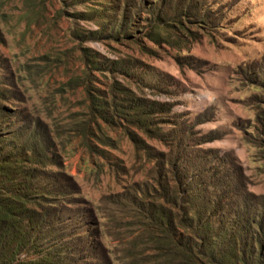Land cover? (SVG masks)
Wrapping results in <instances>:
<instances>
[{"label":"rangeland","instance_id":"rangeland-1","mask_svg":"<svg viewBox=\"0 0 264 264\" xmlns=\"http://www.w3.org/2000/svg\"><path fill=\"white\" fill-rule=\"evenodd\" d=\"M0 90V126L47 158L33 199L60 217L65 264H126L127 203L153 196L159 159L218 217L264 219V0H0Z\"/></svg>","mask_w":264,"mask_h":264},{"label":"trees","instance_id":"trees-1","mask_svg":"<svg viewBox=\"0 0 264 264\" xmlns=\"http://www.w3.org/2000/svg\"><path fill=\"white\" fill-rule=\"evenodd\" d=\"M196 9L190 8V12ZM154 11L150 14L153 15ZM195 16L203 21L209 17L204 16L201 9ZM123 17L119 30L122 33L128 23L124 14ZM165 22L161 12L149 25V36L158 38L159 29ZM113 25L109 22L106 30H111ZM116 27L114 25V29ZM110 36L118 37L111 31ZM122 90L118 88L119 93H124ZM2 97L0 90V100ZM130 106L127 103L126 107L131 111L128 113L117 107L114 110L148 129L149 115ZM95 108L101 113L106 112L103 104H97ZM19 132L0 126V264H65L69 248L61 242L60 217L51 205L46 204V207L45 203H36L33 199L37 184L33 182L36 169L31 166L42 164L43 159L36 158H46L45 154L42 151L39 156L40 147L35 148L27 142V145L21 144ZM159 162L156 166L158 176L153 177V196H134L127 203L132 213V232L127 239L130 240L129 247L123 262L264 264V219L249 217L238 210L232 213L229 221H225L226 218L218 217L215 207L199 201L201 197L195 193L197 185H185V189L177 187L181 181L179 172L177 180L175 176L172 179L177 186L170 185L166 171H163V159ZM27 164L29 167L25 169ZM31 202L37 209L27 205Z\"/></svg>","mask_w":264,"mask_h":264}]
</instances>
